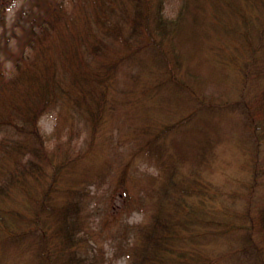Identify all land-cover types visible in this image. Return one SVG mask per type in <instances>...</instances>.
<instances>
[{
    "label": "trees",
    "instance_id": "trees-1",
    "mask_svg": "<svg viewBox=\"0 0 264 264\" xmlns=\"http://www.w3.org/2000/svg\"><path fill=\"white\" fill-rule=\"evenodd\" d=\"M165 4L0 0V262L103 264L97 224L125 264H264V0ZM138 63L170 75L141 82ZM225 134L247 152L232 188L205 173Z\"/></svg>",
    "mask_w": 264,
    "mask_h": 264
},
{
    "label": "rangeland",
    "instance_id": "rangeland-1",
    "mask_svg": "<svg viewBox=\"0 0 264 264\" xmlns=\"http://www.w3.org/2000/svg\"><path fill=\"white\" fill-rule=\"evenodd\" d=\"M180 0H166V12L170 15L175 14L178 4H179ZM12 12V9H10V12ZM183 42L185 44V48L186 51L187 49L189 50H193L194 52V48L196 44H204L205 38L203 37H195V40L192 38H190L189 36H185L182 38ZM185 49H183L182 51L184 52ZM196 59L202 61L203 58L207 59L208 63L209 60H211L209 52L206 53H201L198 54L196 53ZM195 63L197 64V66L200 67V69H192V72L194 73H198L201 76L203 75L204 77H211L214 79L213 74L214 72L217 73L215 74V79L213 80L214 82L211 83V80L206 82V85L204 86V93H211L212 92H219L220 89L218 90V87H224L223 85L227 82L226 81V77L219 73L217 68L215 66H212L211 69L209 70V68L203 64V63H197L195 61ZM211 66V64H209ZM129 69L127 66H123L120 69H118L119 71H117V82L121 83V84H126L127 82H129V73L128 70ZM133 71L135 72L136 75L139 76L141 82L147 83V81L152 78L153 80L155 79V75L150 73V68L148 67H142L138 64H134L133 67ZM158 73H160L157 78L155 80H160L162 78H167V76L170 75V72L168 70L165 69H160L159 71H157ZM173 72L176 76H178V74H181V77L186 80V75L183 72L182 68H173ZM184 74V76L182 75ZM211 75V76H210ZM186 76V77H185ZM152 81V80H150ZM214 83H217L218 86H214ZM213 84V85H212ZM184 104L188 102H190L189 99L184 98ZM160 103L156 102V109L160 108ZM155 111V110H154ZM166 115V112L163 114V116ZM60 116V115H59ZM56 109L50 110L49 112L45 113V115L42 117V119L40 120V125H41V129L43 130V132L49 136L48 138L51 137V134L53 135V139H57L59 135H57L58 132L54 133L53 130L55 129L54 126V122H56ZM159 117V116H158ZM167 117V116H164ZM161 117V118H164ZM60 120V117L57 119ZM220 120H222V122H220V126L222 127V129L227 132L228 134H230L233 130H230L229 125H231V122L227 120V117L224 115L223 117H220ZM235 121V119H233ZM61 122H66L64 123L66 127L63 126V131H59L61 137H67L66 135H63V132H66L67 130V126L70 123V121L68 119L64 120L61 119L59 121V123ZM63 124V125H64ZM237 128V127H236ZM235 130V129H234ZM231 131V132H230ZM239 131V130H238ZM115 134L110 131L107 130L105 134H110L112 133L114 136H118V130L114 129ZM235 133V132H233ZM56 134V135H55ZM108 134V135H109ZM56 136V137H55ZM245 156L247 157V152L242 149V147H239V145L235 142V140H231V138H228L226 136V134L224 136H219V138L217 139V142L215 144V157H214V161L212 166L209 168V170L205 171L206 175H208L211 179H213L216 182H220V183H224L226 184L227 187H235L237 186L241 180H243V177L245 176V172L242 168V162H245ZM138 162V161H137ZM139 163V162H138ZM139 165H141V167H148L149 170L153 169V166L148 164L146 161H140ZM120 201L117 199V205L119 207H121V203H119ZM242 203L241 201L239 203H237L236 206L241 207ZM124 217L126 216V213L123 214ZM142 217V214L138 213V212H134L131 215H129L127 217V220L129 221H138L140 218ZM97 220L99 219V216H96ZM96 221V220H95ZM96 224V222H95ZM95 230L98 233H102L101 235H103V232H101L97 227V224L95 225ZM98 236L100 238L99 242L102 244V247L105 250V259H104V263L103 264H125V258L123 255H121L118 251L114 252L113 251V246L110 245L112 239H111V233L109 231V233H105L103 236ZM223 245L221 246V248L223 249ZM3 260L0 262V264H13L12 262V254H10L9 256L6 257V262H3Z\"/></svg>",
    "mask_w": 264,
    "mask_h": 264
}]
</instances>
